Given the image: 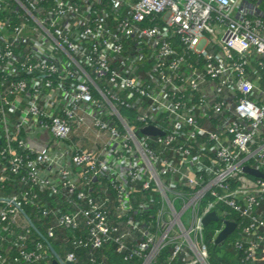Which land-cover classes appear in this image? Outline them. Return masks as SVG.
Instances as JSON below:
<instances>
[{
	"label": "built area",
	"instance_id": "2783aa9c",
	"mask_svg": "<svg viewBox=\"0 0 264 264\" xmlns=\"http://www.w3.org/2000/svg\"><path fill=\"white\" fill-rule=\"evenodd\" d=\"M260 1L0 0V264H264Z\"/></svg>",
	"mask_w": 264,
	"mask_h": 264
},
{
	"label": "trees",
	"instance_id": "16d2710c",
	"mask_svg": "<svg viewBox=\"0 0 264 264\" xmlns=\"http://www.w3.org/2000/svg\"><path fill=\"white\" fill-rule=\"evenodd\" d=\"M260 8L264 11V0L260 1ZM212 232H213L212 229L209 232H206V236H207L206 238L209 239L211 237ZM55 244L53 243L54 246H55ZM208 245H212V247L214 249L217 246L225 245V243L222 245H214V244L209 243ZM225 249H226L227 253H226V257H223V258L213 257L212 256L213 251H211L210 253L208 252L209 255H211V264H241L239 262V254L237 252L233 251L232 249L231 250H228V248H225ZM66 250L67 251L73 250L76 252V254L79 258L78 264H89L88 259H87V257H88L87 250L82 249V248L74 249L71 246L66 248ZM208 251H209V249H208ZM97 254H98V256H104V258L106 260V262L104 264H137L134 261H125L123 259V257L120 254H118L117 252H115V250L112 247H106L103 250L98 251Z\"/></svg>",
	"mask_w": 264,
	"mask_h": 264
},
{
	"label": "water",
	"instance_id": "95a60500",
	"mask_svg": "<svg viewBox=\"0 0 264 264\" xmlns=\"http://www.w3.org/2000/svg\"><path fill=\"white\" fill-rule=\"evenodd\" d=\"M143 133L146 134H154V133H158V131L156 129H154L153 127L149 126V127H145L142 129ZM244 170L248 173H251L253 175H257V176H263L262 174H260V172L250 169L248 167H245ZM216 221L217 220V216L215 215L214 212H211L210 214H208L204 219H203V223L206 225L209 221ZM226 223V227L221 231V233L219 234V236L216 238L215 240V244H221L222 241L231 233V231L233 230L235 224L233 222H225Z\"/></svg>",
	"mask_w": 264,
	"mask_h": 264
},
{
	"label": "rangeland",
	"instance_id": "374dc122",
	"mask_svg": "<svg viewBox=\"0 0 264 264\" xmlns=\"http://www.w3.org/2000/svg\"><path fill=\"white\" fill-rule=\"evenodd\" d=\"M217 224L216 223H211L209 224L206 228H205V232H209L213 227H215ZM231 239V238H230ZM225 248H228V250H231L227 244L225 245H222V246H217L213 249L212 245H208V249H209V253L211 251H213V254L212 256L213 257H216V258H223V257H226V249ZM209 263L211 264V255H209Z\"/></svg>",
	"mask_w": 264,
	"mask_h": 264
},
{
	"label": "crops",
	"instance_id": "0c3cea01",
	"mask_svg": "<svg viewBox=\"0 0 264 264\" xmlns=\"http://www.w3.org/2000/svg\"><path fill=\"white\" fill-rule=\"evenodd\" d=\"M127 1H129V0H127ZM130 1H133V0H130Z\"/></svg>",
	"mask_w": 264,
	"mask_h": 264
}]
</instances>
